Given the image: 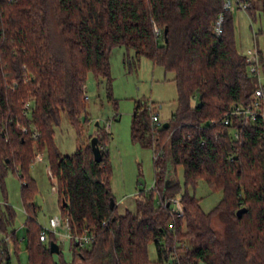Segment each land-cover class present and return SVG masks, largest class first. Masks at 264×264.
I'll use <instances>...</instances> for the list:
<instances>
[{"label":"trees","instance_id":"16d2710c","mask_svg":"<svg viewBox=\"0 0 264 264\" xmlns=\"http://www.w3.org/2000/svg\"><path fill=\"white\" fill-rule=\"evenodd\" d=\"M246 1L247 11L255 10ZM223 2L0 0V171L16 168L23 179L38 150L46 149L61 217L68 218L71 233L86 228L93 235L89 247H71L85 264H150V243L159 263L264 264V126L261 121L250 127L234 123V138L231 127L221 124L231 105L250 102L257 86L234 47L231 14ZM260 10L264 16V0ZM219 14L223 22L217 36ZM117 46L133 51L127 59L131 67L144 56L171 72L177 89V109L165 121L167 127L152 123L146 102L134 103L131 140L160 154L153 159L154 189L149 196L140 193L135 211L124 214H117L109 186L110 133L104 126L98 124L94 135L98 162L90 146L93 136L73 154H61L51 130L61 112L80 128L86 73L109 82V54ZM177 166L183 169L185 189L201 181L211 191H222L211 211H202L185 191L178 198L182 213H170L166 204L179 188L167 178ZM21 195L27 264H69L50 253L49 242H56L52 233L47 244L40 241L26 182ZM12 219L10 209L0 216L1 233ZM216 223L223 225L221 231ZM9 238L17 249L18 241ZM8 243L0 239V264H10Z\"/></svg>","mask_w":264,"mask_h":264},{"label":"rangeland","instance_id":"374dc122","mask_svg":"<svg viewBox=\"0 0 264 264\" xmlns=\"http://www.w3.org/2000/svg\"><path fill=\"white\" fill-rule=\"evenodd\" d=\"M262 0H251L255 7L253 11L235 8L230 11L233 44L236 51L245 55L247 50L257 48L262 54L260 69L261 83L264 84V16L260 10ZM128 57H133L132 50L123 46L114 47L109 54L110 80L96 79L93 72L88 71L85 77V116H81L76 128L66 112H61L58 122L51 125L52 143L61 154H73L81 143L87 145L89 137L97 130L95 123L102 128L110 125L109 139L106 142L111 175L109 186L117 206V214H124L126 210L134 212L135 199L142 192L149 196L154 185L153 150L142 147L131 140V115L135 101H144L148 105L161 104L158 110L159 119L165 122L171 119L177 109V89L173 81V74L166 72L160 65L153 64L147 57H141L136 67L128 64ZM30 117L33 102L29 104ZM86 119H83V118ZM36 152V151H35ZM40 160L34 158L28 166L23 179L16 168H6L0 171V216L7 215L12 210L13 219L8 224L5 233L0 232V239L11 235L18 241L17 249L10 240L8 243L10 264H27V215L22 200V185L28 183L30 202L34 203L33 219L39 227L49 229L48 220L53 216H60L58 194L53 179L48 172V156L46 149L38 150ZM168 180L178 183L175 199L187 191L199 201L202 211H211L222 199V191H211L203 182H198L193 188L185 189L183 169L177 166L175 172L171 170ZM156 204L158 195H152ZM181 206V204H180ZM173 209L174 205L171 204ZM182 208V206H181ZM217 229L222 230L220 223ZM53 238L60 249V254H54L55 261L63 259L69 264H85L75 258L66 237V231L56 228ZM12 239V238H11ZM49 236L44 243H48ZM163 242V241H162ZM150 264H165L157 262L156 248L153 243L147 247ZM170 264V263H169ZM198 264H204L199 262Z\"/></svg>","mask_w":264,"mask_h":264},{"label":"built area","instance_id":"2783aa9c","mask_svg":"<svg viewBox=\"0 0 264 264\" xmlns=\"http://www.w3.org/2000/svg\"><path fill=\"white\" fill-rule=\"evenodd\" d=\"M248 7L249 3L246 0H224L223 2V9L229 12L235 8L247 11ZM222 22L223 15L219 14L214 26V34L217 36L221 35L222 33ZM156 33H158V31H156ZM243 56L245 57L247 72L251 77L256 79L257 86L253 90L250 97V102L248 104L243 105L239 103H234L230 106L228 111L221 118L222 125L226 127H231L232 136L234 138L237 137L236 126H233L234 123H237L238 125H241L243 127H250L255 123L261 121L264 126V84L261 83L260 77V54L258 52V49L254 48L247 50V52ZM161 107V104L155 105V108H152V105H149V111L151 112L150 118L152 123L161 124L158 115V110L161 109ZM109 129L110 125L105 124L104 130L106 133H109ZM33 137H36V135H33ZM159 154V151L155 153L153 159H156ZM35 158H37V160H40V155L37 154ZM49 175L51 177L50 172ZM153 189L154 185L151 190ZM171 204L174 205V208L169 209L170 213L174 215H180L182 213V208L178 199H171V201L169 202V206ZM48 224L49 229L41 227L39 239L42 242L46 241L48 233L54 234L56 228L58 227H61L66 231V237L69 241L70 247L74 246L77 249L89 247V245L93 241V235L86 228L80 234L71 233L67 217L63 218L61 217V215L50 217L48 220ZM168 228L172 229V224H169ZM4 239L6 242L10 241L9 236L4 237Z\"/></svg>","mask_w":264,"mask_h":264},{"label":"water","instance_id":"95a60500","mask_svg":"<svg viewBox=\"0 0 264 264\" xmlns=\"http://www.w3.org/2000/svg\"><path fill=\"white\" fill-rule=\"evenodd\" d=\"M199 104H201V102H199ZM84 119V118H83ZM95 125L97 126L98 123H95ZM168 124L166 122L163 123V127H167ZM90 146H91V151H92V154H93V157H94V160L95 161H100L101 159V154H100V149L97 145V139L96 137H91L90 139ZM114 205V202L113 200L110 201V206L113 207ZM167 207H169V202L166 204ZM244 208H241L239 210L236 211V216L237 217H240L242 212H244ZM49 251L51 254H58L59 253V247H58V244L54 241H50L49 242Z\"/></svg>","mask_w":264,"mask_h":264},{"label":"crops","instance_id":"0c3cea01","mask_svg":"<svg viewBox=\"0 0 264 264\" xmlns=\"http://www.w3.org/2000/svg\"><path fill=\"white\" fill-rule=\"evenodd\" d=\"M248 1H250V3H251V0H248ZM258 52H259V54H260V61H261V66H262V54L260 53V51L258 50ZM116 209H117V206H116ZM71 248V247H70ZM165 264H169V263H165Z\"/></svg>","mask_w":264,"mask_h":264}]
</instances>
